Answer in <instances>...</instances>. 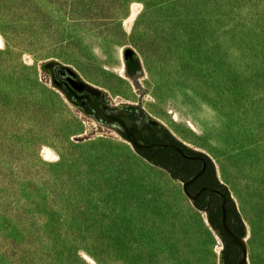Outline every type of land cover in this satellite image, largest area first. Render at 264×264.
<instances>
[{
    "label": "rangeland",
    "instance_id": "374dc122",
    "mask_svg": "<svg viewBox=\"0 0 264 264\" xmlns=\"http://www.w3.org/2000/svg\"><path fill=\"white\" fill-rule=\"evenodd\" d=\"M0 35V264H221L182 179L42 68L58 60L110 103L140 104L126 46L142 107L215 161L248 264H264V0H0Z\"/></svg>",
    "mask_w": 264,
    "mask_h": 264
},
{
    "label": "flooded vegetation",
    "instance_id": "af4514ba",
    "mask_svg": "<svg viewBox=\"0 0 264 264\" xmlns=\"http://www.w3.org/2000/svg\"><path fill=\"white\" fill-rule=\"evenodd\" d=\"M126 66L128 72L132 75L137 74L140 70L137 68V60L131 55L127 56ZM47 68L53 76L54 82L66 93L67 96L70 97L72 101L78 103L81 109L91 114L94 118H97L101 123H105L109 127L118 130L126 137L129 136L127 128L123 124H119L121 127L114 125L113 120L106 119L100 113L99 109L109 116L117 113L128 115L133 120V125L129 129L131 131L130 136L134 139H139L144 143V156L155 164L177 175L178 178L184 181L189 180L205 163V169L202 175H200L189 186L191 193H196L205 186H211L213 188L218 187L220 182L215 176L216 174L211 160L204 154L188 148L182 142L177 140L167 128L163 125H158L155 121L150 119L140 105H122L121 108H118L119 105L110 103L109 99L106 98V95L103 92L84 83L81 79H77L75 76L76 74L72 70L65 67H58L53 64L49 65ZM87 96L91 98V101ZM140 124H143L142 128H140ZM157 143L181 146L186 154L193 157H186L177 149L168 146L156 149L155 146ZM220 191L225 192L224 189H221ZM196 203L200 207L206 208L211 223L222 237L223 251L221 253V264H238L242 251L239 248V245L230 240L223 230L220 195L212 194L210 199H208L207 191L204 190L196 197ZM226 205L228 207L227 222L229 226L239 236L245 237V228L242 224V220H240L238 212L236 211L233 200H227ZM246 263L247 261L244 264Z\"/></svg>",
    "mask_w": 264,
    "mask_h": 264
},
{
    "label": "water",
    "instance_id": "95a60500",
    "mask_svg": "<svg viewBox=\"0 0 264 264\" xmlns=\"http://www.w3.org/2000/svg\"><path fill=\"white\" fill-rule=\"evenodd\" d=\"M128 55H131L134 59H139L140 61V57L138 55V53L134 50L133 47L131 46H126L125 49L123 50V56H124V59H125V67H124V70H125V74L130 77L131 79H133V81L136 83V86L137 87H140L141 90H142V95L139 97V100H140V104H136V105H140L141 108L148 114V117L150 119H152L153 121H155L158 125H163L165 128H167L170 132L171 130L164 124L162 123L159 119L153 117L151 114H149L143 107H142V96L143 94L148 90L147 87H142L138 81L139 79V75H142L144 74V69L142 67V64H141V69L138 71L137 74L135 75H132L128 72V69H127V66H126V59H127V56ZM141 63V61H140ZM55 65V66H60V67H65L67 69H70L72 70L76 75V78L78 79H81L84 83H87L89 84L88 82H86L82 77L81 75L75 70L73 69L71 66L69 65H64L62 64L60 61L58 60H50L48 62H45L42 64V68L46 71H48V66L49 65ZM49 72V71H48ZM52 83L53 85L57 86L58 88H60L53 80V76H52ZM90 86H92L93 88L95 89H98L99 91L103 92L105 95H106V98H108V92L103 90V89H100L98 87H95L91 84H89ZM61 89V88H60ZM62 90V89H61ZM64 92V91H63ZM65 93V92H64ZM66 94V93H65ZM69 99L70 97L67 96ZM77 97H81V96H77ZM88 99H90L91 101V98L89 96H87ZM71 100V99H70ZM71 102L78 106L80 109L81 107L78 105V103L74 102L71 100ZM93 104H95L94 102H92ZM130 104H133V103H127V102H121L120 104H118V108H121L122 105H130ZM83 110V109H82ZM84 111V110H83ZM100 113L108 120H113L114 122V125L118 126V127H121L119 124H123L126 128H127V133H128V137H126L125 135H123L124 137H126L127 139H129V141L133 144V146L136 148V150L141 154V155H144L145 154V145L144 143L139 140V139H134L130 136V127L133 125V120L126 114H123V113H117V114H114L112 116H109L108 114H106L104 111L100 110ZM85 112V111H84ZM88 116H92L91 114L85 112ZM97 120V118H96ZM98 121V120H97ZM99 124L101 125H104V126H108L106 125L105 123H101L100 121H98ZM143 124H140V128H142ZM121 133V132H120ZM172 133V132H171ZM172 135L177 139L179 140L180 142H182L185 146H187L188 148L190 149H193L195 151H199L201 153H204L205 155L208 156V158L212 161V164H213V168H214V172H215V176L217 177V180L220 182L218 187L217 188H213L211 186H205L203 188H201L198 192L196 193H191L190 190H189V186L191 183H193L200 175H202V173L204 172V169H205V163L203 164V166L201 167V169L195 173L193 176H191V178L187 181H184V180H181L182 183H183V189L185 191V193L187 194V196L192 200V202L197 205L199 208L206 210V208H203V207H200L197 203H196V197L202 193L204 190L207 191V196H208V199H210L211 195L212 194H219L220 197H221V206H222V226H223V230L225 232V234L228 236V238L234 242H236L238 245H239V248L241 249V255L239 257V260H238V264H244L246 261H247V245H246V241H245V237H242V236H239L237 233H235L231 227L229 226L228 222H227V211H228V207L226 205V201L227 200H233V203H234V206L236 208V211L238 212L239 216H240V220H242V224L244 225V228H245V231H244V236L247 234V227H246V224L245 222L243 221L242 219V215L241 213L239 212L238 208H237V205H236V202L233 198V196L231 195V191H230V188L229 186L224 183L223 181H221L219 179V176H218V171H217V166H216V163L215 161L204 151H201V150H198V149H195L193 147H191L190 145L186 144L185 142H183L182 140H180L175 134L172 133ZM172 147V148H175L177 149L179 152H181L184 156L186 157H193V156H189L188 154L185 153L183 147L181 146H177V145H172V144H163V143H157L155 148L158 149V148H163V147ZM152 163H154L153 161H151ZM155 164V163H154ZM157 165V164H156ZM172 176L174 177H177L175 176L173 173H171ZM221 189H224L225 192H221L220 190ZM208 214V213H207ZM208 219L210 221V218L208 216ZM211 223V221H210ZM211 225L213 226V224L211 223ZM213 228L216 230V228L213 226ZM216 232L220 235V233L216 230ZM221 237V235H220ZM222 238V237H221ZM223 251V248L221 249L220 251V263H221V253ZM248 264V261L247 263Z\"/></svg>",
    "mask_w": 264,
    "mask_h": 264
},
{
    "label": "bare ground",
    "instance_id": "6f19581e",
    "mask_svg": "<svg viewBox=\"0 0 264 264\" xmlns=\"http://www.w3.org/2000/svg\"><path fill=\"white\" fill-rule=\"evenodd\" d=\"M128 23H129V21H126V24H128ZM1 42H2V37L0 35V43ZM47 154L48 155H51L52 154V151L51 150H48ZM2 209H3V204H2V202L0 200V230H1V227H2V223H3V220H2V217H1V211H2ZM14 229H15V227H14ZM14 232H15V230H14ZM14 239H16L15 233H13V236H12V240H14ZM245 241H246V245H247V259H248V244H247L248 242H247L246 238H245Z\"/></svg>",
    "mask_w": 264,
    "mask_h": 264
},
{
    "label": "trees",
    "instance_id": "16d2710c",
    "mask_svg": "<svg viewBox=\"0 0 264 264\" xmlns=\"http://www.w3.org/2000/svg\"><path fill=\"white\" fill-rule=\"evenodd\" d=\"M137 60V68L138 69H141V63H140V61H139V59H136ZM168 130V129H167ZM196 152H199V151H196ZM199 153H201V152H199ZM202 154H204V153H202ZM205 155V154H204ZM205 156H207V155H205ZM208 157V156H207ZM212 162V161H211ZM175 175V174H174ZM175 176H177V175H175Z\"/></svg>",
    "mask_w": 264,
    "mask_h": 264
}]
</instances>
